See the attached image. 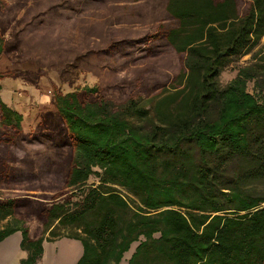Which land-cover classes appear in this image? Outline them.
Segmentation results:
<instances>
[{
	"label": "trees",
	"instance_id": "trees-1",
	"mask_svg": "<svg viewBox=\"0 0 264 264\" xmlns=\"http://www.w3.org/2000/svg\"><path fill=\"white\" fill-rule=\"evenodd\" d=\"M104 1L37 0L24 18L0 20V82L49 96L15 107L0 98V189L22 191L0 196V243L20 232V264H39L43 243L71 228L76 264H119L134 243L127 264H264V50L219 81L264 37V0H164L175 26L159 20L79 50L29 43L46 17ZM136 52L166 54L160 67L173 75L151 64L131 79L106 73L109 56ZM79 69L110 77L62 93ZM149 88L159 91L142 98ZM118 92L123 102L109 97Z\"/></svg>",
	"mask_w": 264,
	"mask_h": 264
},
{
	"label": "rangeland",
	"instance_id": "rangeland-1",
	"mask_svg": "<svg viewBox=\"0 0 264 264\" xmlns=\"http://www.w3.org/2000/svg\"><path fill=\"white\" fill-rule=\"evenodd\" d=\"M37 0H0V20L9 18L17 19L24 18L27 15L28 7ZM104 4H90L89 6L80 5V8L76 13L69 11H62L63 16H60L56 20L50 19V16L46 17L45 22L39 26L30 36L31 41L29 43H36L38 45L39 40H49L51 43L60 42L62 46H66L68 49H84L85 46L93 47L98 43V37L103 36L102 40L109 42L110 40L120 41L124 38H132L136 36L137 32H143L153 30L159 24V20L170 22L171 26H175L166 13L163 11L164 0H105ZM151 3V4H150ZM150 5L149 8L144 9L142 5ZM114 11L111 12V8ZM144 13L148 21H144L138 18L129 17L132 13ZM2 19V20H3ZM137 19V20H136ZM150 24V25H149ZM7 32L5 37H8ZM24 43V48H26ZM264 37L261 39L258 46L250 50L249 54L234 58L225 70L221 73L219 81L221 86H225L237 74L239 67H244L259 61L262 57L260 51H263ZM264 52V51H263ZM136 52L133 55L132 60L129 57H119L117 54L112 57V66L114 69L111 71L109 68L107 72L110 75L116 74L117 76L132 78L133 70L138 68L153 66L158 70L164 72L168 71L170 76L172 72L160 67L162 63L169 65L168 56L154 54H141ZM261 55V56H260ZM253 58H256L253 61ZM119 59V60H118ZM161 62V63H160ZM50 65H53L51 63ZM110 76H105L103 79L107 81ZM102 77L91 70L79 69L77 70L69 80H64L60 83V91L62 93H69L82 89L84 87L98 86L102 83ZM253 83L248 84V91L252 92ZM159 90L149 88L147 92L140 94L142 98H147L155 95ZM124 94L126 93H111L110 98L116 103L123 102ZM0 98L8 106L15 107L17 105L23 106H37L40 104H46L49 101V96L43 94L38 88L32 84L23 81L22 79L6 78L0 82ZM259 98H264L263 94L259 93ZM96 183L94 178H91L88 185ZM22 191L17 189L15 191H8L0 189V196L13 197L21 194ZM36 223L29 222L28 228L34 230ZM60 234L59 240L55 244H46L45 256L42 259V264H72V260L78 255L81 250V244L77 240L67 238L77 233V231L67 228L57 231ZM21 234L19 232L11 235L6 239L4 243H0V264L6 259H9L11 264H20V257L22 250L18 239ZM133 245H137L134 243Z\"/></svg>",
	"mask_w": 264,
	"mask_h": 264
},
{
	"label": "crops",
	"instance_id": "crops-1",
	"mask_svg": "<svg viewBox=\"0 0 264 264\" xmlns=\"http://www.w3.org/2000/svg\"><path fill=\"white\" fill-rule=\"evenodd\" d=\"M16 233H17V232H16ZM19 233H20V232H19ZM14 234H15V233H14ZM12 235H13V234H12ZM9 237H10V236H9ZM6 239H7V238H6ZM6 239H5L4 241H2V243H4V242L6 241ZM19 240H20V241H19ZM58 240H59V239H56V240H54V241H52V242H44V243H43V256H42V259H43V257L45 256V251H46L45 246H46V244H55ZM18 241H19V244H20V242H21V236H20V239H18ZM78 242H79V241H78ZM136 246H137V245H133V244L131 245L129 251L126 252V253L123 255V258H122V260H121V262H120L119 264H127L129 258H130L131 255L133 254V252H134ZM81 254H82V246H81V250L79 251L78 255L72 260L71 263H72V264H76V262L78 261V259L81 257ZM19 257H20L19 261H21L22 259L26 258V252L22 251V255L19 256ZM42 259H41V261H42ZM41 261H40L39 264H42ZM3 264H11V262H10L9 259H6V260L3 262ZM14 264H15V263H14Z\"/></svg>",
	"mask_w": 264,
	"mask_h": 264
}]
</instances>
